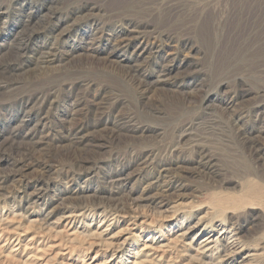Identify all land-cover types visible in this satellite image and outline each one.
<instances>
[{"label": "rangeland", "instance_id": "rangeland-1", "mask_svg": "<svg viewBox=\"0 0 264 264\" xmlns=\"http://www.w3.org/2000/svg\"><path fill=\"white\" fill-rule=\"evenodd\" d=\"M208 233L243 250L201 256ZM250 252L264 264V0H0V264Z\"/></svg>", "mask_w": 264, "mask_h": 264}, {"label": "bare ground", "instance_id": "bare-ground-1", "mask_svg": "<svg viewBox=\"0 0 264 264\" xmlns=\"http://www.w3.org/2000/svg\"><path fill=\"white\" fill-rule=\"evenodd\" d=\"M142 83V82H141ZM202 161L200 162V164H202V165H207V164H209V162H210V160H207V159H209V158H207L208 157V155L207 154H203L202 156ZM68 216L69 217H73V216H75V215H73V214H68ZM102 231L99 233L100 235H102V234H104L105 235V237H106V240L108 241V244H109V246H113L114 244H116L117 242H118V239H116L115 237H113V236H111L110 235V233H109V231H108V228L107 227H105V228H103V229H101ZM224 230V229H223ZM105 239V238H104ZM221 239V238H220ZM33 240H35V239H33ZM218 237L217 236H215V234H213V233H208L206 236H204L201 240H200V242H199V246H198V248L199 249H197V251H198V253L197 254H201V256L202 255H204V256H210V257H212L213 255H214V253H216V250H217V252L219 251V252H224V254H222V256L220 257V260H223V261H228V259L230 258V259H232L233 260V257L235 256V255H237V254H239L240 253V251L241 250H243L242 249V244H241V242H240V240H239V238L238 237H231L227 242H226V244L225 245H223V247H219L217 244H218ZM34 244V243H33ZM118 244V243H117ZM147 246L145 247V248H150V247H153V246H150L148 243L146 244ZM149 245V246H148ZM151 245H153V244H151ZM27 247H29V246H27ZM26 247V248H27ZM157 247V246H156ZM144 248V249H145ZM159 247H157V248H153V250L151 251V252H149V253H145V254H148V255H150V254H155V255H157L156 253H157V251H159ZM143 250V249H142ZM188 252V251H187ZM199 254V255H200ZM33 255H35V254H33ZM254 253H247V254H245V255H243L242 257H243V260L242 261H240V263L239 264H251V260H252V258L254 257ZM155 257V256H154ZM200 257V256H199ZM202 258V257H201ZM143 260H145V259H143ZM143 262V261H142ZM145 263V262H144Z\"/></svg>", "mask_w": 264, "mask_h": 264}]
</instances>
